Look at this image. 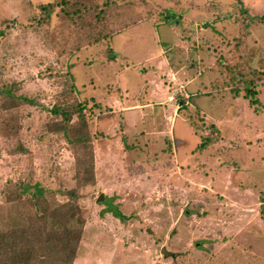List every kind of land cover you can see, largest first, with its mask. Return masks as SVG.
<instances>
[{"label":"rangeland","instance_id":"1","mask_svg":"<svg viewBox=\"0 0 264 264\" xmlns=\"http://www.w3.org/2000/svg\"><path fill=\"white\" fill-rule=\"evenodd\" d=\"M235 53L260 105L214 84ZM4 87L34 103L18 139L0 132V230L27 225L41 191L48 214L76 204L60 219L83 228L73 264H264V0H0ZM78 103L87 180L52 111Z\"/></svg>","mask_w":264,"mask_h":264},{"label":"trees","instance_id":"2","mask_svg":"<svg viewBox=\"0 0 264 264\" xmlns=\"http://www.w3.org/2000/svg\"><path fill=\"white\" fill-rule=\"evenodd\" d=\"M48 5L45 13L47 17H51L58 3L50 2ZM42 7L44 8V6ZM171 15V12L167 13L166 19H169ZM112 34L111 31L101 32L103 37L108 36L106 41L101 35L96 38V41L106 45L103 51L108 53L110 62L116 60L115 51L109 41ZM237 56L238 54L235 53L233 58H222L213 65L214 70L218 69L222 72L221 78H217L214 84L229 86L236 94L244 91V96L250 99L252 105H260L256 87L252 80L244 77V71L240 67ZM68 81L74 89L76 87L74 79L70 78ZM25 102L34 103V100L14 93L11 88H0V132L5 138L18 139L22 118L19 107ZM77 105V110L69 108L65 104H57L52 109L57 117H61L57 121L55 129L62 131L73 145L78 180H87L90 177L93 179L94 154L91 137L86 127L84 104L78 103ZM75 112L78 115L77 124L72 123ZM207 146V140H203L198 148L205 149ZM15 149L22 152L27 151L19 140ZM25 193H27L25 186H12L9 191L3 192L7 200H19L24 197ZM68 194L74 196L75 191L70 189ZM29 199L34 208V214L29 216L27 225L0 230V264H73L83 228L63 225L60 219L65 215L76 216V204L71 201L62 203L54 213L48 214L41 205L44 200L43 192H35ZM262 212L264 213V210Z\"/></svg>","mask_w":264,"mask_h":264},{"label":"water","instance_id":"3","mask_svg":"<svg viewBox=\"0 0 264 264\" xmlns=\"http://www.w3.org/2000/svg\"><path fill=\"white\" fill-rule=\"evenodd\" d=\"M103 199H104V194H101L98 198V201H102ZM162 252L165 254V256L169 255V252L165 248L162 249Z\"/></svg>","mask_w":264,"mask_h":264},{"label":"built area","instance_id":"4","mask_svg":"<svg viewBox=\"0 0 264 264\" xmlns=\"http://www.w3.org/2000/svg\"><path fill=\"white\" fill-rule=\"evenodd\" d=\"M174 97H170V99H173Z\"/></svg>","mask_w":264,"mask_h":264},{"label":"crops","instance_id":"5","mask_svg":"<svg viewBox=\"0 0 264 264\" xmlns=\"http://www.w3.org/2000/svg\"><path fill=\"white\" fill-rule=\"evenodd\" d=\"M168 99H170V96H168Z\"/></svg>","mask_w":264,"mask_h":264}]
</instances>
